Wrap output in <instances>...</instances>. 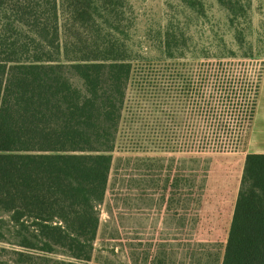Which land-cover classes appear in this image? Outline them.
Returning a JSON list of instances; mask_svg holds the SVG:
<instances>
[{
  "label": "trees",
  "instance_id": "obj_1",
  "mask_svg": "<svg viewBox=\"0 0 264 264\" xmlns=\"http://www.w3.org/2000/svg\"><path fill=\"white\" fill-rule=\"evenodd\" d=\"M37 1L0 0L4 19L13 15L0 27V263L87 264L129 89L170 94L183 79L181 87L198 103L209 91L204 115L215 117L222 104L240 118L236 127H198L196 150L237 152L245 151L261 74L242 104L217 74H197L194 83L188 74H162L171 81L140 86L129 47L115 37L122 0H43V13ZM177 1L181 10L166 15L158 37L166 59L252 55L249 0H213L228 26L220 34L190 27L206 19L204 0ZM66 20L91 29L92 41L69 42ZM221 264H264V155L244 157Z\"/></svg>",
  "mask_w": 264,
  "mask_h": 264
},
{
  "label": "rangeland",
  "instance_id": "obj_2",
  "mask_svg": "<svg viewBox=\"0 0 264 264\" xmlns=\"http://www.w3.org/2000/svg\"><path fill=\"white\" fill-rule=\"evenodd\" d=\"M37 2L45 12L43 0ZM204 2L206 19L190 22L191 29L212 27L222 33L228 28L221 18L223 11L213 0ZM249 3L252 35L248 40L253 46L249 57L188 54L166 59L158 37L166 15L181 10L177 0H122L114 22L115 37L129 47L137 64L135 74L141 75L137 77L140 86L171 81L162 74H188L192 77L187 80L193 83L197 74H217V82L232 83L238 93L233 100L242 104L255 76L264 74V0ZM4 7L15 11L11 4ZM8 15L11 18L4 19L0 13L1 28L13 19ZM21 38L30 44L28 38ZM65 38L87 45L93 33L66 20ZM182 81H176L180 87L170 94L162 89L159 93L129 89L108 187L98 208L93 257L87 264H221L228 212L239 188L245 151L234 152L227 146L225 152H199L194 136L198 127L208 123L236 127L240 117L236 112L229 116V107L222 104L217 109L220 116L204 115L201 104L212 93L207 91L198 103L181 87Z\"/></svg>",
  "mask_w": 264,
  "mask_h": 264
},
{
  "label": "crops",
  "instance_id": "obj_3",
  "mask_svg": "<svg viewBox=\"0 0 264 264\" xmlns=\"http://www.w3.org/2000/svg\"><path fill=\"white\" fill-rule=\"evenodd\" d=\"M246 154L264 155V74H261L260 77L259 90L256 98L254 114L252 117L245 145V155ZM236 197L237 193L235 194L233 205L228 212L227 222L229 224L233 214ZM228 229L229 225L227 228V233Z\"/></svg>",
  "mask_w": 264,
  "mask_h": 264
}]
</instances>
